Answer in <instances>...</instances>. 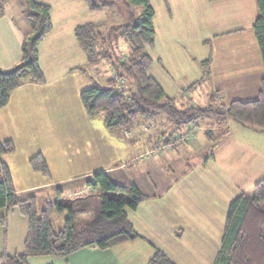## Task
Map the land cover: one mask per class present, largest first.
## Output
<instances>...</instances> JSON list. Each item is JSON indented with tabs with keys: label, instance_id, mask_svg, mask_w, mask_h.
Segmentation results:
<instances>
[{
	"label": "crops",
	"instance_id": "obj_1",
	"mask_svg": "<svg viewBox=\"0 0 264 264\" xmlns=\"http://www.w3.org/2000/svg\"><path fill=\"white\" fill-rule=\"evenodd\" d=\"M35 1L50 6L52 29L37 48L45 80L43 83L24 82L11 92L7 104L0 108V143L11 141L14 147L12 152L0 154V162L8 166L16 194L20 198L34 196L40 212L47 201H57L56 192L51 197L47 194V200L39 208L35 190L52 184H66L59 193L70 195L71 200V195L75 198L72 202L63 203L66 207L63 211L52 213L51 226L55 232L64 226L70 211H74L77 229L87 227L99 217L100 212L89 215L86 198L99 189L86 184L94 172L105 171L113 181L125 186L134 184L146 198L135 209H124L127 221L139 236L137 239L107 248L86 246L66 256H31L28 264H74L75 259H90L93 254L98 255L99 260L83 264H146L157 249L174 264H214L229 204L241 193L251 195L248 191L264 177L263 147L261 145L258 150L249 143H256V135L264 131L230 120L219 124L215 119L207 118L208 129L198 132L190 142L173 145L170 153L163 154L164 158L157 153L160 160L165 159L164 163L139 165L145 179L143 173H134L138 171L131 169L133 165L126 170L127 165L144 157L157 140L165 137L166 132L160 135L162 131L155 126L149 132L141 130L140 125L144 126L155 118L141 122L133 120L121 129V133L111 132L113 129L106 127L104 116L98 120L100 113L89 115L84 109L87 115L81 111V115L76 116L78 111L75 112L69 99L70 95L73 98L78 96L94 82L103 85L89 74L93 68L88 65L87 56L75 38V28L96 23L103 30L110 29L127 20L126 9L112 6L91 11L83 0ZM150 2L155 11L154 47L148 50L153 61L147 74L176 100V104L185 106L186 102H194L191 92L203 84L212 91L208 100L211 95L217 100V94L223 99L240 100L232 93L246 90L247 86H242L246 82L244 78L254 76L255 82L260 83L264 71L253 31L257 16L254 0ZM27 13L24 0H5L3 3L0 13V68L12 69L22 59L23 41L31 34ZM160 14L162 17L158 19ZM209 58V72L205 75L202 63ZM162 116L157 115L156 118H160L164 126L166 122L171 123ZM56 119L70 125V133H65L66 137L74 134V122L83 124L84 146L79 150H64L63 147L59 150L53 144L51 148V120ZM104 126L110 130L109 133H105ZM175 128L170 126L169 131ZM216 134H219L215 140L217 143L204 152L202 147L208 142L211 145L213 141L214 144ZM122 138L129 140L128 146L122 147L127 150L126 160L102 164L106 145L113 147L121 143ZM54 141L56 145L60 144L57 139ZM40 142L43 146L49 144L48 150H43ZM138 144L141 147L136 151ZM38 153L44 156L49 174L56 173V177L18 186L14 174L16 161L23 163L24 177L31 183L39 171L31 168L29 160ZM192 154L199 158L198 161H188ZM27 165L35 173H30ZM172 169L180 175L168 179ZM124 170L127 173H123ZM73 172L79 174L72 176ZM96 195L102 201L103 193ZM0 217L4 218L0 223V264H3L1 257L23 252L28 221L16 206L0 208Z\"/></svg>",
	"mask_w": 264,
	"mask_h": 264
},
{
	"label": "trees",
	"instance_id": "obj_2",
	"mask_svg": "<svg viewBox=\"0 0 264 264\" xmlns=\"http://www.w3.org/2000/svg\"><path fill=\"white\" fill-rule=\"evenodd\" d=\"M0 0V13L3 3ZM91 11L104 7L120 6L126 9L127 20L103 30L100 24L77 26L74 35L87 56L89 66L101 61L116 67L115 77L106 84L94 82L80 92L83 108L89 115L103 113L108 129L125 128L138 117L144 119L164 115L174 126L183 127L200 118L216 117L217 123L227 120L257 131H264V73L260 89L253 100H231L221 113L208 112L199 106L196 115L178 108L176 100L168 96L161 85L147 74L152 64L149 49L154 47V8L150 0H83ZM214 1V0H209ZM31 34L23 41L22 59L12 69L0 68V108L9 101L11 92L24 82L43 83L44 75L39 65L38 45L52 29L50 6L24 0ZM257 16L253 31L261 54L264 71V0H254ZM139 7L140 11L131 10ZM114 34V36H113ZM128 51L123 57L120 44ZM210 58L202 63L205 75L209 72ZM129 82L122 86V81ZM213 98V95L212 97ZM212 100V99H211ZM194 110V108H192ZM210 133V131H209ZM14 150L11 141L0 143V154ZM34 171L48 175V166L41 153L29 160ZM92 189L103 193L100 215L87 227L77 229L74 211L69 212L64 226L55 232L51 226L53 212H61L65 205L60 201H47L44 209L37 211L34 196L20 198L13 187L8 166L0 162V208L13 206L26 216L27 235L23 252L1 257L3 264H28V258L38 255L66 256L80 248L95 245L99 248L137 239L139 236L127 221L124 209H135L146 196L136 185L125 186L113 181L107 172H94L86 182ZM253 194H239L229 204L221 246L214 264H264V177L254 185ZM0 217V223L3 222ZM146 264H174L157 249Z\"/></svg>",
	"mask_w": 264,
	"mask_h": 264
},
{
	"label": "rangeland",
	"instance_id": "obj_3",
	"mask_svg": "<svg viewBox=\"0 0 264 264\" xmlns=\"http://www.w3.org/2000/svg\"><path fill=\"white\" fill-rule=\"evenodd\" d=\"M134 10L139 11L140 8L139 7H134ZM160 17H162V14H160L158 19H160ZM117 25H119V24H117ZM117 25H113V26H117ZM162 26H163V24H162ZM163 29H164V26H163ZM113 36H114V34H113ZM120 48H121L120 54H122L123 57H126L128 51L125 49V44L121 43L120 44ZM157 49L158 50L160 49L159 48V44H158V48ZM90 67L93 68V69L89 70V74L91 76H94L96 80L98 79L103 84H106V82H107V80L109 78H114L115 77L116 67L110 65V63L105 62L104 60L101 61L99 63V65L90 66ZM244 79H245L246 82H243L242 86L243 87H244V85L247 86L246 90L242 89V91L241 90L234 91L232 94L236 95L237 98H240V100H244V101L245 100H253L254 98L257 97V92H258V89L260 87V83L258 84L257 82H255V77L254 76H251V77H248V78H244ZM121 83H122V86H125L129 82L123 80ZM205 85L206 84H203L202 85L203 87H196L195 91L191 92L193 94V101L194 102H191V103H187L186 102L185 106L175 103L176 106L178 108H182V109L188 110V112L191 113L192 115H196L197 112H196L195 109L197 107L196 105H198V104H199L198 105L199 107H202L204 109H208L207 110L208 112L212 111L213 113H218V112L221 113L220 111H223L224 108H225L224 104L228 103V101H230L232 99H230L228 97H224V99H223V97H221L220 95L217 94L216 95L217 98H218L217 100L214 99V98H210L208 100V96L210 95V93L212 91L208 88V86H205ZM79 95L78 96H74V98H73L72 95H70L69 99L71 100V106L75 110V112L78 111L76 113V116L81 115V111H82L83 115H87L86 112L84 111V108H83L82 104H81V100H80V96ZM211 97H212V95H211ZM207 103H209V104L207 105ZM192 108H194V110H192ZM159 115L161 116V114H158V116ZM217 115L218 114H216L214 117H211V118L215 119V121H216V119L218 117ZM162 117L166 118L164 115ZM97 118H98V120L103 118V114L102 113L98 114ZM211 118H208V119H211ZM143 119L144 118L138 117L137 119H134V120H138L139 122H141ZM206 119L207 118H200V119L196 120V123L192 122V123L188 124V125H192L194 133H193L192 137H190L189 139H185V140L179 139L177 137L178 134H176V133L186 130L185 127H187L188 125L183 126V127L181 126V127H178V128L176 127L172 132H170L169 131L170 130V126H173V125L171 123L168 124L169 122H166V125H168V126H166V125L164 126V124H162V120H160V118H156V117H155L154 121H151L152 123L148 122V123L144 124V126L140 125L141 128H142L141 129L142 131H148V130L150 131L155 126L156 127L155 129H160V131H162L160 133V135L164 134L166 132L164 134L165 137H162L159 140H157L156 143L154 144V146L150 148L149 153H147L144 157L137 158L130 166L127 165L126 166V170L133 165L131 167V169H134V170L138 171V172H134V173H137V174L138 173H140V174L143 173L144 177L143 176L142 177L145 179V175H144L145 173L141 171L142 168H139V165L140 166L141 165H153V164L157 165V164H160V163H164V161H165V159H163L164 155H167L166 153H170L171 149L173 148V145H176L178 143H188V142H190L192 140V138L194 136L197 135L198 132H200V131L202 132V131H205L206 129H208V125H207V123H205ZM155 120L157 121V123L155 122ZM138 121H134V123H137ZM133 125H135V124H133ZM69 127H70L69 124H62V122H60L59 119H56V121H52L51 120V148L53 147L52 146L53 144L55 146H58L59 150H61V147H63L64 150H69V149H73V148H76V150H79L80 147L84 146L85 141H84L83 136H82L83 128H84L83 124H80L78 121L74 122V125H73V129H75L74 134H72L71 137L70 136L66 137L65 133H67V132L70 133ZM104 131H105V133H109L110 130H108L104 126ZM115 131L118 132V133H121L122 130H121V128H116V129H113L111 132H115ZM89 136H90V134H89ZM175 136H176V138H174ZM256 137H257V140H255L256 143H251V142H249V143L254 145L255 147H257L258 150H260V146L261 145H262V147L264 149V133L263 134L259 133V135H256ZM218 138H219V134H216L215 138H214V144H213V141H212L211 145L209 144V142L207 144H204V146L202 147L204 152L209 151L210 148L213 147L217 143V142H215V140H217ZM54 139H57V141H59L60 144L56 145ZM120 141H121V143L119 142V144H115V145H113V147L109 146V145H106V141H105V145H106L107 149H105L104 160H103L102 164L106 165L107 163H111V162H113L115 160H118V159H122L124 161L126 160L125 158H127V156H128L127 153H126L127 150L123 149L122 147H124V146L127 147L128 143H129V140L122 138ZM47 146H50V145L48 144L46 146H43V144L41 143V148H43V150H45V151L48 150ZM140 147H141V145L138 144L136 146V148H135L136 151ZM263 149H261V151H264ZM157 153L159 155H163L164 154L163 158L161 160H160V157L158 156ZM160 153H162V154H160ZM154 154H156L155 156H157L158 159L157 158H153V157H155V156H153ZM188 159L187 160L190 163L191 162L193 163V162L198 161L199 158L196 157V155L192 154ZM22 164L23 163H20L19 161H16V163H15V168L17 167V169H15V173L14 174H15V178L17 180V185L18 186H22V185H26V184H33V183L39 182V181L41 182V180L42 181H48V180H52V179H54V177H56V175H54L56 173H51L50 172V174L48 173V175H44L41 172H37V174H34V175H37L36 176L37 178L32 179L33 181H31V183H29L30 179H26V177H24V173L25 172L23 171V165ZM26 167H27L28 171H30V173H35V172H33L31 170L29 165H27ZM173 169L176 170L175 168H173ZM173 169H172V171H170L168 173L169 174L168 179L174 178L175 176L178 177L180 175V173L177 174L175 171H173ZM122 172L123 173H127V171H125V170L122 171ZM131 173H133V172H131ZM77 174H79V173L73 172L72 176H76ZM119 174H121V173H119ZM117 179H119V178L117 177ZM115 181H117V180H115ZM119 183H121V182H119ZM125 183H127V182H125ZM65 186H66V184H64V183H62V184H52V185H49L47 187H43V188H39L38 190H35V193L37 194V197H38V206H39V208L43 206L44 200H47V199H45L47 197V194L50 195V197H51L54 192H56L57 200L60 201L61 203L72 202L73 198H75L73 195H71V197H72V200H71L69 198L70 195L68 196L65 193H61V194L59 193V191L64 190ZM253 189L254 188H251L248 191V194H253V191H254ZM100 193H101L100 189H98V191L96 190V194H100ZM96 194H92V195L89 194V196L86 197L87 201L89 202V207H88L89 208V210H88L89 211L88 212L89 215H95V214H98L100 212V201H101V198H100V196H97ZM52 199H54V198L52 197ZM51 257H53V256H51ZM89 258L90 259L82 257L80 259H75L74 260V264H76V263H82L83 264V263H86L88 261H92L94 259H98L99 260L100 257L98 255H94L93 254Z\"/></svg>",
	"mask_w": 264,
	"mask_h": 264
},
{
	"label": "built area",
	"instance_id": "obj_4",
	"mask_svg": "<svg viewBox=\"0 0 264 264\" xmlns=\"http://www.w3.org/2000/svg\"><path fill=\"white\" fill-rule=\"evenodd\" d=\"M186 128V130H184V131H182V132H177L176 134H178V138L179 139H183V140H185V139H189L190 137H192V135H193V127H192V125H188L187 127H185ZM175 134V135H176ZM174 138H176V136L174 137Z\"/></svg>",
	"mask_w": 264,
	"mask_h": 264
}]
</instances>
